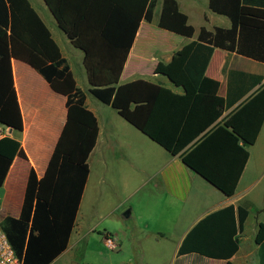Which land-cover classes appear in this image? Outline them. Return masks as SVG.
<instances>
[{
	"label": "trees",
	"instance_id": "obj_1",
	"mask_svg": "<svg viewBox=\"0 0 264 264\" xmlns=\"http://www.w3.org/2000/svg\"><path fill=\"white\" fill-rule=\"evenodd\" d=\"M44 2L71 44L84 52L89 93L172 155H179L224 195L233 196L250 158L249 147L264 125V75L229 70L228 59L224 72L229 90L223 98L218 93L220 82L209 78L206 70L216 49L264 63V0H208L214 13L231 20V28H202L198 40L156 69L183 94L144 79L120 83L141 23L152 22L158 0ZM159 27L188 38L195 33L177 0H163ZM13 59L30 65L54 92L67 98V122L44 176L31 170L21 215L2 221L23 264H52L68 249L76 227L99 123L30 0H0V125L22 133ZM255 87L244 103L222 118ZM16 157L26 158L21 143L9 136L0 138V188ZM249 209L229 206L206 216L187 234L178 256L196 253L234 264L231 259L239 251ZM255 241L264 251L263 222Z\"/></svg>",
	"mask_w": 264,
	"mask_h": 264
},
{
	"label": "crops",
	"instance_id": "obj_2",
	"mask_svg": "<svg viewBox=\"0 0 264 264\" xmlns=\"http://www.w3.org/2000/svg\"><path fill=\"white\" fill-rule=\"evenodd\" d=\"M30 2L60 46L78 87L86 93V107L95 114L99 123V135L89 157L90 175L80 204L76 227L68 249L54 262L68 253L73 235L77 231L88 233L104 228L105 236L110 235L106 229L108 227L105 226L106 219L113 217L120 225L119 221L124 217L133 222L123 226V240L115 239L118 243L117 250L122 251V254L126 243H130L133 249L130 260L147 262L146 244L149 242L160 249L172 242L173 251L169 264H227L226 260L212 259L196 253L178 256V250L187 234L206 216L229 206H249V217L240 232V248L231 261L234 264H264L263 247L255 241L259 224L264 223V125L256 143L249 147L250 158L236 193L231 197L224 195L189 169L179 155H172L131 124L128 126V122L112 106L102 102L98 104L89 93L91 85L84 66V52L71 44L44 0ZM177 2L180 11L187 15L189 24L195 29L193 37L177 35L159 27L163 0H158L152 22L144 20L141 23L121 75V84L144 79L183 94L182 88L156 73L159 64L170 63L178 51L198 40L202 28L214 31L216 27L229 29L232 26L228 17L218 15L210 9L208 0ZM52 27L63 34H55ZM74 51H81L82 54L78 55ZM67 52L69 57L66 56ZM70 52L72 59L77 58L82 65V72L75 71L71 65ZM228 59L229 70L264 75V63L216 49L206 75L220 82L218 93L223 98H227L229 90V77L224 72ZM12 68L24 130L21 133L0 125V132H7L6 136L20 142L26 158L16 157L3 187L0 188L2 218L21 215L31 170L34 169L39 178L44 176L63 133L68 114L67 98L54 92L34 68L15 59L12 61ZM257 87L246 93L235 105L227 108L222 118L232 114ZM113 185L120 186L119 197L104 206V196L111 193H106L108 186L111 188ZM259 190L263 194L261 202H258L255 196ZM142 194H147V209L137 214L140 204L136 200ZM254 207L260 208L258 215L252 211ZM153 209L154 223H149L147 219L151 215L148 210ZM128 210L131 212L130 217L125 216ZM123 260L129 259L123 257Z\"/></svg>",
	"mask_w": 264,
	"mask_h": 264
},
{
	"label": "rangeland",
	"instance_id": "obj_3",
	"mask_svg": "<svg viewBox=\"0 0 264 264\" xmlns=\"http://www.w3.org/2000/svg\"><path fill=\"white\" fill-rule=\"evenodd\" d=\"M50 24V23H49ZM52 30L55 32V34H63L61 31H58L56 28L52 27ZM78 50V49H77ZM78 55H81V51H74ZM66 56L69 57L68 52L66 53ZM70 63L76 69L75 71L82 72L83 67L79 64L78 59H72V53L70 52ZM93 99L98 102V104H102L100 101H98L96 98L93 97ZM108 108V107H106ZM111 112V111H110ZM122 122L126 123L123 119ZM127 125L129 123H126ZM129 126V125H128ZM110 189V190H109ZM119 185H113L111 188L108 186V190L106 193L111 192L110 194H106L104 196V206H108L111 202H114L116 198L119 197ZM145 193V192H144ZM258 202H261L263 200V194L262 191L259 193L257 192L255 194ZM146 200H147V194L140 195V198H138L136 201L138 204H140V210L137 208V214H140L141 212H144L146 207ZM1 201V200H0ZM1 204V203H0ZM137 205V204H136ZM259 209L254 207L252 211L256 212L257 215L259 214ZM150 212V217H148L147 222L154 223L153 219V210H148ZM0 216L3 217V214L0 212ZM120 225L116 219L113 217H109L106 219V229L111 233L110 235L114 236L115 238H121L124 239L123 231H125V227H123L125 224L130 225L133 220L125 219L124 217H121L120 219ZM80 239V240H79ZM172 242H169L167 245L164 246V248L160 249L157 248L153 243H147V262H142L141 260H130V254H133V249L129 242L125 245V251L122 254V251L119 250H111L109 249L105 244V232L104 228H99L98 230L94 232H86L83 231L82 233H75L73 235V239L71 241L70 250L68 253L62 257V259L57 260L53 264H90V263H101V264H169V261L171 259L173 246ZM123 257L129 259L127 261L123 260ZM121 261L123 263H121Z\"/></svg>",
	"mask_w": 264,
	"mask_h": 264
},
{
	"label": "built area",
	"instance_id": "obj_4",
	"mask_svg": "<svg viewBox=\"0 0 264 264\" xmlns=\"http://www.w3.org/2000/svg\"><path fill=\"white\" fill-rule=\"evenodd\" d=\"M8 135L7 132H0V137ZM3 218L0 216V264H23V260L17 256L12 247L8 235L3 228ZM105 244L111 250L118 249V243L114 236L106 235Z\"/></svg>",
	"mask_w": 264,
	"mask_h": 264
},
{
	"label": "water",
	"instance_id": "obj_5",
	"mask_svg": "<svg viewBox=\"0 0 264 264\" xmlns=\"http://www.w3.org/2000/svg\"><path fill=\"white\" fill-rule=\"evenodd\" d=\"M169 80H170V79H169ZM170 81H171V80H170ZM171 82H172V81H171ZM172 83H173V82H172ZM173 84H174V83H173ZM7 128H8V127H7ZM130 213H131L130 210H128V211L125 213V216H126V217H130Z\"/></svg>",
	"mask_w": 264,
	"mask_h": 264
}]
</instances>
